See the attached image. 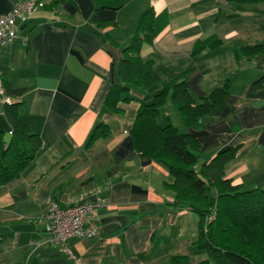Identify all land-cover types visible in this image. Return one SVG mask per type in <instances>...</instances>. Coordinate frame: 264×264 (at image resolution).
<instances>
[{
  "label": "crops",
  "instance_id": "obj_1",
  "mask_svg": "<svg viewBox=\"0 0 264 264\" xmlns=\"http://www.w3.org/2000/svg\"><path fill=\"white\" fill-rule=\"evenodd\" d=\"M26 0H0V15ZM17 38L0 48V81L23 90L6 98L0 93V132L10 135L4 115L7 99L20 102V120L42 139L32 165L0 187V264H165L185 255L195 264L206 258L197 251L198 216L178 204L166 185L173 179L163 161L134 149L130 129L141 102L153 93L130 91L133 101L104 106L117 83L121 49L131 42L146 9L161 14L162 31L141 59L166 80L186 73L196 103L229 83L223 102L181 132L199 144L194 170L217 153L237 148L225 176L245 190L264 189V52L244 56L243 47L264 44V4L240 5L226 0H121L118 7L94 0H39ZM112 20L116 26L93 22ZM218 40L214 48L192 55L200 42ZM116 43L117 46H114ZM169 99L158 123L170 120ZM175 109V108H174ZM176 110V109H175ZM98 123L107 138L85 145ZM92 200L103 206L92 217L95 237L71 239L73 257L53 245L44 231L47 203ZM195 214L192 224L186 216ZM194 256V260H191Z\"/></svg>",
  "mask_w": 264,
  "mask_h": 264
},
{
  "label": "trees",
  "instance_id": "obj_2",
  "mask_svg": "<svg viewBox=\"0 0 264 264\" xmlns=\"http://www.w3.org/2000/svg\"><path fill=\"white\" fill-rule=\"evenodd\" d=\"M97 6L118 7L121 0H94ZM240 5L264 4V0H226ZM93 22L100 26H116L112 20ZM165 21L151 8L140 17L135 34L121 49L117 83L106 95L104 106L111 113L121 114L118 104L133 101L130 91L153 93L148 103L141 102L129 134L134 149L142 157L163 161L173 179L166 185L175 193L178 204H186L198 216V234L194 241L197 251L206 258L195 264H264V189L245 190L232 184L225 176V167L235 158L237 148H227L201 166H194L199 159V144L189 133L181 132L169 121L160 125V111L166 102L174 106L185 128L219 106L229 93V83L214 89L199 103L190 95L186 73L162 80L152 69V62H144L140 51L144 44L151 45L162 31ZM117 46L116 43H113ZM218 40H208L195 45L192 55L206 48L218 46ZM244 56L264 52V44L243 47ZM1 82V81H0ZM6 98L21 96L23 90L12 89L1 82ZM20 102H7L4 115L10 125V135L0 132V187L18 179L34 162L42 148V139L19 118ZM109 127L98 123L92 130L85 149L97 139L107 138ZM36 264V263H35ZM165 264H192L188 256H171Z\"/></svg>",
  "mask_w": 264,
  "mask_h": 264
},
{
  "label": "built area",
  "instance_id": "obj_3",
  "mask_svg": "<svg viewBox=\"0 0 264 264\" xmlns=\"http://www.w3.org/2000/svg\"><path fill=\"white\" fill-rule=\"evenodd\" d=\"M40 6L42 3L39 0H26L16 4L10 13L0 15V48L17 38V22L25 21ZM0 93L3 94L1 82ZM6 101L9 102V99ZM103 204V201L92 200L60 205L50 199L44 216V231L49 241L58 246L63 253L73 257L68 247L69 240L90 238L99 234V229L92 221V217Z\"/></svg>",
  "mask_w": 264,
  "mask_h": 264
},
{
  "label": "rangeland",
  "instance_id": "obj_4",
  "mask_svg": "<svg viewBox=\"0 0 264 264\" xmlns=\"http://www.w3.org/2000/svg\"><path fill=\"white\" fill-rule=\"evenodd\" d=\"M173 108L172 111L170 112V120L172 122V124H174L175 126H177L178 128H181V123L179 121V115L178 112L174 109V106L172 105ZM194 217L196 218L197 216H195V214H189L186 216V221L187 223L189 222L190 224H192V222L194 221ZM191 260H194V256L191 257Z\"/></svg>",
  "mask_w": 264,
  "mask_h": 264
}]
</instances>
